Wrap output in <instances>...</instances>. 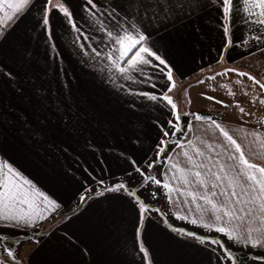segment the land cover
Here are the masks:
<instances>
[{"label": "crops", "instance_id": "0c3cea01", "mask_svg": "<svg viewBox=\"0 0 264 264\" xmlns=\"http://www.w3.org/2000/svg\"><path fill=\"white\" fill-rule=\"evenodd\" d=\"M41 2L35 0L9 24L0 40V163L12 166L56 206L39 209L44 218L34 216V223L0 220V264H234L212 239L231 253L253 249L202 226L210 221L197 204L210 206L192 202L187 193L194 189L182 183L186 172L178 170L188 167L183 152L192 154L189 140L202 147L200 141L219 135L211 120L196 115L214 119L253 162H264L248 152L249 145L264 152V28L251 22L243 0H234L231 45L220 0H201L207 6L194 18L161 31L148 28L150 40L177 60L171 92L159 71L145 67L134 81L126 80L105 59L104 28H114L108 13L114 8L121 19L131 16L136 7H128V0H94L95 16L86 10V0H53L57 7L49 6V29L37 10ZM36 88L46 90L45 101L35 96ZM165 94L175 110L162 99ZM159 147L165 150L157 155ZM118 183L125 189L104 191ZM5 238L17 244L10 248Z\"/></svg>", "mask_w": 264, "mask_h": 264}, {"label": "snow or ice", "instance_id": "6c2138e0", "mask_svg": "<svg viewBox=\"0 0 264 264\" xmlns=\"http://www.w3.org/2000/svg\"><path fill=\"white\" fill-rule=\"evenodd\" d=\"M220 2L224 19L229 21V24L223 27L226 44L231 45L230 18L234 0H220ZM34 3L35 0H0V40L5 38L4 29L9 24L18 22ZM243 4L247 16L254 18L251 22L264 28V0H243ZM86 5L90 6L86 10L95 16L97 5L94 0H86ZM49 6L57 7L53 0H42L40 8L37 9L41 12L42 25L46 29L50 28ZM133 6L136 7V11L131 16L125 13L122 19L119 18L114 8L108 13L109 17L114 20V28L112 30L104 28L109 41L106 46L105 59L111 65L113 72L131 81L135 80V74H143L145 67H151L166 77L171 84L168 88L171 92L175 87L174 83H171L174 80V74L179 71L177 60L172 58L173 54L167 49L161 52L156 46L157 42L150 40L153 33L147 30L154 28L156 31H161L177 20L194 18L197 10L207 5L201 0H128V7ZM59 10L72 24L73 29H76L68 7L60 4ZM101 25L103 26L102 21ZM261 38V36L254 37L256 40ZM241 42L247 43L248 41L242 40ZM93 51L97 57L103 55L100 51L95 49ZM176 55L178 56L179 53ZM228 71L235 70L229 69ZM238 75L247 76L249 80L259 83L255 77L246 72H238ZM260 87L264 89V84H260ZM20 91L23 95V91ZM34 94L41 101L46 100V90L36 88ZM144 95L148 94L144 93ZM150 99L156 100L157 96L151 95ZM162 99L174 110L176 109L177 105L171 96L165 94ZM260 103L264 104V99L260 100ZM240 112L243 113L244 109L240 108ZM21 118L28 126L27 118L23 114ZM195 119L211 120L219 135L209 136L208 140L200 141L202 147L195 146L191 140L188 141L192 145V154L188 151L183 152L188 167L178 169L180 172H186V175L181 177L182 183L194 189L188 191L187 195L191 197L193 203L200 200L204 205L210 206L203 207L197 204L202 215L207 214L209 217L210 222L202 225L204 228L210 230L214 228L216 232L226 235L230 241L242 247L260 249L261 251L254 255L250 254L249 258L253 262L264 264V162H253L242 144L238 143L233 135L211 117L196 115ZM176 120H180L179 114ZM169 123L174 129L181 131L178 124ZM164 135L167 136L168 133L165 132ZM252 135L257 134L252 133ZM197 139L200 138L197 137ZM209 140L212 142H208ZM163 143L162 141L161 144ZM260 148L264 149V141H260ZM164 150V147H159L157 155L163 153ZM248 152L257 160L264 161V152L257 151L252 145L248 146ZM149 167H152V164H149ZM172 167L177 168L178 166L174 164ZM135 170L141 171L138 167ZM155 183L159 185L161 181L156 180ZM163 186L170 188L168 184ZM125 187L123 183H118L104 191L119 192ZM130 194L134 193L130 192ZM37 198H39V203H37ZM48 205L56 206L55 202L37 190L35 185L21 178L12 166L0 163V220L34 223V216L37 219L44 218L42 211L38 210L46 211ZM140 206L144 207L142 202ZM178 218L186 219V217ZM191 223L195 224L197 221L192 220ZM174 231L195 237L201 243L206 242L205 237L196 236L193 232H184L182 229H174ZM2 239L3 237H0V240ZM210 243L221 246L225 259L233 261L234 264H242L238 258L232 256L231 250L226 248L220 240L212 239ZM6 251L8 256L14 257L11 249H6Z\"/></svg>", "mask_w": 264, "mask_h": 264}, {"label": "rangeland", "instance_id": "374dc122", "mask_svg": "<svg viewBox=\"0 0 264 264\" xmlns=\"http://www.w3.org/2000/svg\"><path fill=\"white\" fill-rule=\"evenodd\" d=\"M179 96H181V93L179 94ZM183 107L184 106L181 104L180 109L183 108ZM5 240H6V242H9L10 248H12V245H16L17 244L16 241H15V243L13 241L14 244L11 243L10 242L11 238H5ZM16 240H18V238ZM1 248H2V250L4 249L2 244H1ZM232 252H233L232 253L233 254V257L238 258V260L241 261L242 264H259V262H253L249 258L250 254H253L254 255L255 253L259 252L257 250L249 249V250H243V251H239L238 250V252L237 251H232Z\"/></svg>", "mask_w": 264, "mask_h": 264}]
</instances>
